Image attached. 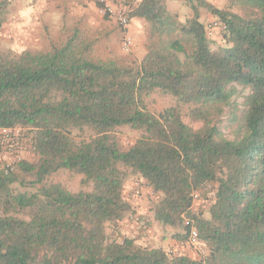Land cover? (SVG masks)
Masks as SVG:
<instances>
[{
    "label": "trees",
    "instance_id": "trees-1",
    "mask_svg": "<svg viewBox=\"0 0 264 264\" xmlns=\"http://www.w3.org/2000/svg\"><path fill=\"white\" fill-rule=\"evenodd\" d=\"M133 1L130 20L146 24L139 62L92 57L78 23L48 50L0 52V129H23L34 154L0 165V264H264V0H188L184 20L167 0ZM9 3L0 0V28ZM198 7L216 17L220 43ZM157 89L176 98L158 115L144 101ZM226 108L239 121L232 137L220 128ZM123 125L141 133L127 149L114 134ZM60 169L90 189L48 180ZM132 175L157 196L151 221L171 237L186 241L184 219L194 220L204 258L108 232L133 213L122 194ZM210 183L199 212L193 195Z\"/></svg>",
    "mask_w": 264,
    "mask_h": 264
},
{
    "label": "rangeland",
    "instance_id": "rangeland-1",
    "mask_svg": "<svg viewBox=\"0 0 264 264\" xmlns=\"http://www.w3.org/2000/svg\"><path fill=\"white\" fill-rule=\"evenodd\" d=\"M101 2L102 0H97ZM130 0H104V3L109 6L113 11H116L118 8L122 6H126L129 4ZM134 0L133 2H135ZM207 2L213 4L216 7L224 8L228 4V0H206ZM65 5L67 9H78L80 6H83L84 8H88L87 3H90L92 5L93 9H89L88 12V18L84 19L82 17H77L72 15H68L66 18V22H69L70 24L78 23L80 26V29L83 30L84 33L89 35L94 40V45L92 48V57L98 58V59H118L124 63H134L137 62V57L135 54H132V45L129 50H126L122 46V37L121 33L116 31L117 23H109L110 20H113L110 15H107L105 17V14L101 11V6H97L96 1H83L79 2L77 0H66ZM82 4V5H81ZM95 4V5H94ZM196 4V1L195 3ZM168 9L171 12H174L178 14V17L181 20H184L185 18L191 16L193 14V10H191L190 6H188V0H167ZM71 10V9H70ZM73 11V10H72ZM198 13H199V19L202 20V22L208 27V34L211 36V38L217 42L220 43L221 38V29L219 23L216 25V17L210 14L205 8L198 7ZM105 18L106 22L100 21V19ZM106 24V25H105ZM130 36V35H129ZM146 24L144 22V25H142V32L140 31V41L142 43V47L144 48V41L146 39ZM64 39V38H63ZM60 37L56 36H49L48 38H38L34 42H24L22 40H18L17 36L13 37H5L4 35H1L0 31V52H11L16 53L20 52L24 49H30V50H48L53 45H60L62 40ZM132 39V38H131ZM133 43V41H132ZM134 53V52H133ZM233 101H235V104L237 105V111L234 113L237 117L240 116L242 110L244 109L242 102H243V94H237L233 96ZM144 101L147 105V108L153 112L154 114H160L163 112L167 107L174 106L176 104V98L161 92L160 90H154L150 92L148 95L144 96ZM187 106L181 107L182 117L184 121H186L189 125L193 126L194 128L200 127L201 123L193 121L191 118L187 117L186 113L188 112ZM233 110L225 109L224 113L220 117V128L224 135L228 137H232L233 130L237 127L239 121L238 120H232L231 113ZM20 141L21 144V152H20V159H26V160H33L34 154L32 151H30L29 148V142L28 137L26 136V133L23 129H20ZM90 134V132H86L83 137L87 138V136ZM115 136L117 137V140L122 147V149H127L132 144H134L135 140L138 139L141 135L140 131L130 128L127 125L120 126L115 129L114 131ZM14 150H19L18 148H15ZM16 154L11 156V159L17 158L15 156ZM2 161L0 160V165H2ZM83 178V175L81 173H76L73 171H69L68 169H60L56 173L51 174L48 177V180L59 182L63 186H65L70 191H79L82 190H89L91 185H83L81 180ZM127 185H131L133 188L127 189V193H123V196H125L128 200V202L131 204V206H134L135 209H137L138 205L134 203V199L136 202H142L144 206V210H148L147 208H150L152 205L151 202L157 198L156 195L152 194L150 190H148L144 183L139 181V178L137 176H130L126 180ZM126 184V183H125ZM213 184H207L203 188H201L199 191H196L197 194L196 199L193 201V207L199 211V212H205L208 204L210 202L209 195L212 191ZM17 189H23L19 185H15ZM124 188V187H123ZM129 191V192H128ZM125 198V199H126ZM147 214V213H146ZM130 216L128 218L129 221L131 219H135L138 217L134 215H128ZM138 219H140L138 217ZM136 220V219H135ZM138 221V220H136ZM142 223V230H147L146 234H144V237H147L148 241H142V243L138 242L140 238H135V235L132 236L127 235L128 230H126L124 227L119 226L117 222L113 225L108 226V232H112L111 234L117 238L121 239L122 237H130L140 243L141 245H159L161 236H165L164 238L171 237V229L163 230L161 227L157 230H153L152 228H149V223L146 222V220H141ZM146 226V227H145ZM142 231L139 232V234ZM157 237V239H154ZM148 242H151L149 244Z\"/></svg>",
    "mask_w": 264,
    "mask_h": 264
},
{
    "label": "crops",
    "instance_id": "crops-1",
    "mask_svg": "<svg viewBox=\"0 0 264 264\" xmlns=\"http://www.w3.org/2000/svg\"><path fill=\"white\" fill-rule=\"evenodd\" d=\"M65 1L66 0H10L7 9V19L0 28L1 35H4L7 38L17 36L18 40H22L28 43L31 41L34 42L38 38H48L49 36H56L57 38L60 37L61 39H63L65 37V29L73 25V23L70 24L69 22H66V18L68 17V15H71V17L73 15L76 19L77 17L87 19V14H89L88 10H91L94 7H92L90 3H87V9L83 6H80L78 9L70 8V10L67 9L64 3ZM77 1L91 2L95 0ZM100 21L103 25V21L106 22L108 20L102 18L100 19ZM111 22L115 23L114 20H110L109 23ZM142 25H144L142 19L132 18L128 26V34L130 35L133 41L131 53L135 54V56L137 57V62L141 60L142 56L145 53V49L142 47V43L140 41V31L142 32ZM116 31L121 33L118 25L116 27ZM139 181L144 183V180L141 178H139ZM127 183L128 182H126V184L124 185L123 193H127L126 191L128 188H133L132 183L130 186L127 185ZM144 185L148 190H150V188L146 186V184ZM124 198L126 197L124 196ZM134 203H137L136 206L138 205V207L137 209H135L134 206H132L133 213L128 215H138L140 219H138L137 217L135 219L138 221H136L135 219H131V221H129L128 218L130 216L126 215L123 219L118 220L117 224L128 230L127 235L132 236L134 234L135 238H140L138 242L142 243V241H148L147 239L149 238L144 237V234H146L147 230H142L143 222L141 220H146V222L149 223V228H152L153 230H157L158 228H160V225L156 222L151 221L150 208H147L148 210H146L145 212V208L142 202H136V200L134 199ZM140 231L142 232L139 234ZM164 237L165 236H161L159 245L150 246L161 247L169 252L187 254L191 258H196L195 253L191 251L188 247L180 246V241L176 240V238ZM154 239H157V237H155ZM135 242L138 243L137 241ZM148 243L151 244V242Z\"/></svg>",
    "mask_w": 264,
    "mask_h": 264
},
{
    "label": "built area",
    "instance_id": "built-area-1",
    "mask_svg": "<svg viewBox=\"0 0 264 264\" xmlns=\"http://www.w3.org/2000/svg\"><path fill=\"white\" fill-rule=\"evenodd\" d=\"M102 2L101 11L104 14L110 15L112 19L117 23L122 37V46L124 49L129 50L132 45V39L128 34V26L130 24V17L128 15L129 8L127 6H122L118 8L116 11H113L107 4ZM21 128L14 129H0V160L2 161V165L4 167L12 168L16 162L20 159L21 150V141H20V132ZM18 148L19 150H14ZM16 154L17 158L11 159V156ZM193 201L196 199L197 194L194 193ZM185 225L189 226V234L186 241L180 242V246L188 247L191 251H193L196 255V258H204L207 250L205 245L198 238V231L195 225L194 220L185 218Z\"/></svg>",
    "mask_w": 264,
    "mask_h": 264
}]
</instances>
